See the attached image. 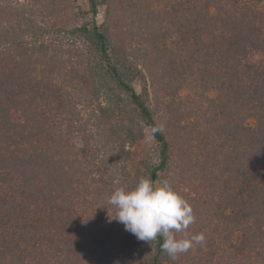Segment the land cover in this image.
Instances as JSON below:
<instances>
[{
	"label": "trees",
	"instance_id": "16d2710c",
	"mask_svg": "<svg viewBox=\"0 0 264 264\" xmlns=\"http://www.w3.org/2000/svg\"><path fill=\"white\" fill-rule=\"evenodd\" d=\"M117 1L126 29L116 0H0V264H179L108 203L141 177L164 181L171 143L152 99L164 82L207 103L184 110V137L204 142L216 196L184 264H264V0L178 1L176 25L151 0Z\"/></svg>",
	"mask_w": 264,
	"mask_h": 264
},
{
	"label": "rangeland",
	"instance_id": "374dc122",
	"mask_svg": "<svg viewBox=\"0 0 264 264\" xmlns=\"http://www.w3.org/2000/svg\"><path fill=\"white\" fill-rule=\"evenodd\" d=\"M183 2V0H151L152 10L158 14H162L165 18V24H177L179 22L181 12L180 9H176L172 5L176 2ZM255 8L264 14V2L255 5ZM120 6L116 0L115 12L121 22H125L123 26L130 21L133 16V12L130 10H125ZM104 9H100V13L97 17V22H103ZM67 25H72L74 22L70 17H65L63 20ZM125 27V26H124ZM126 29V27H125ZM116 39L123 42L125 33L121 31L120 28L115 30ZM121 34V38L118 35ZM175 41V36L173 37ZM135 89L140 92L142 84L139 81L134 82ZM206 96L209 99L215 97L214 92H208ZM153 101L162 108L163 115L165 117V129L167 130V137L171 143V165L168 168L167 173L163 176V180L169 182L173 189L178 192L191 206L194 208L195 222L198 225H203L204 223H209L206 218H201L206 212L203 209L209 211L211 203H214V197L216 196V190L211 185H214V181L209 184H205L200 176L199 164L197 161H206L205 152L202 149V144L204 142H199L194 136L190 137V140H185L189 136L184 137V110L194 111L199 113L197 108L205 109L206 104H200V100L196 97L194 91L188 87L177 88L175 83H170L169 85L164 83H157L155 86V91L152 97ZM161 110V111H162ZM162 114V112H160ZM159 113V115H160ZM199 121L195 118L192 123ZM247 125L252 124V120H247L245 122ZM187 142V146L184 143ZM153 147L152 137L149 131L146 132V137L140 147L136 149L138 155H143V152L147 149ZM184 179L185 181H190L191 190L184 189ZM202 182V183H201ZM204 183V184H203ZM192 199L188 198V194ZM197 195H196V194ZM214 207V206H213ZM194 224H191L188 229L192 228ZM205 225V224H204ZM187 229V231H188ZM177 238L185 236L184 233H177ZM188 236L189 233L187 232ZM182 258L179 264H184V253L181 254Z\"/></svg>",
	"mask_w": 264,
	"mask_h": 264
},
{
	"label": "clouds",
	"instance_id": "9594fccd",
	"mask_svg": "<svg viewBox=\"0 0 264 264\" xmlns=\"http://www.w3.org/2000/svg\"><path fill=\"white\" fill-rule=\"evenodd\" d=\"M113 218L137 240L149 243L161 238V251L173 261L194 245H204L203 233L187 236L195 222L190 204L167 181L141 177L134 187H116L108 199ZM177 233L185 236L177 238Z\"/></svg>",
	"mask_w": 264,
	"mask_h": 264
}]
</instances>
